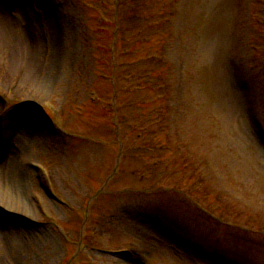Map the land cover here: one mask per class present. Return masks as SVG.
I'll return each mask as SVG.
<instances>
[{
    "label": "rangeland",
    "instance_id": "obj_1",
    "mask_svg": "<svg viewBox=\"0 0 264 264\" xmlns=\"http://www.w3.org/2000/svg\"><path fill=\"white\" fill-rule=\"evenodd\" d=\"M105 1L98 13L111 6L112 0ZM91 2L0 0V150L9 147L0 162V209L9 216L0 225V264H264V237L255 232L264 229V136L245 111L254 106L264 122V0H123V14L135 18L128 28L154 37L148 46L141 45L142 38L133 42L139 44L142 77L121 79L126 68L121 67L113 87L97 76L106 72L108 53L101 46L107 45L111 26L97 24V12L84 9ZM185 2L195 8L188 28L192 51L186 57L190 98L178 116L176 35L186 33L179 16ZM142 4L147 9L139 13ZM240 5L243 10L236 13ZM236 20H243L239 29ZM152 50L160 54L158 60L149 58ZM226 55L243 65L245 74L232 72ZM134 61L125 57L121 62ZM240 78L247 80L246 90ZM90 90L98 101H89ZM112 90L114 109L130 101L134 112L121 111L130 118L141 114L151 123L147 131L133 129L128 119L122 155L108 137ZM3 97L24 98L23 106L30 108L20 110ZM41 108L50 112L53 127L41 117ZM198 112L200 131L213 138L205 139L204 147L218 153L213 156L220 166L217 181L207 174L204 152L195 147L187 153L171 128L177 118L187 128ZM168 114L169 133L158 121ZM58 128L75 136H61ZM149 142L151 152L141 145ZM118 158L119 175L114 176ZM29 161L51 169L58 195L69 207L49 203L43 174ZM104 179L107 192L92 199L94 190H105ZM39 198L54 221L38 212ZM197 203L242 228L220 227ZM126 247L140 258L113 253Z\"/></svg>",
    "mask_w": 264,
    "mask_h": 264
},
{
    "label": "bare ground",
    "instance_id": "obj_2",
    "mask_svg": "<svg viewBox=\"0 0 264 264\" xmlns=\"http://www.w3.org/2000/svg\"><path fill=\"white\" fill-rule=\"evenodd\" d=\"M5 169V167H3ZM1 169V168H0ZM8 169V168H7ZM7 172H10L9 170ZM11 175H14L13 174V171L10 173ZM5 179H7V177L5 176ZM10 184V183H9Z\"/></svg>",
    "mask_w": 264,
    "mask_h": 264
}]
</instances>
